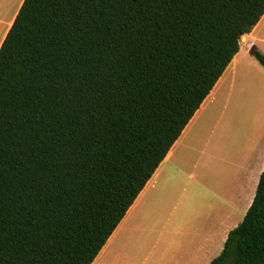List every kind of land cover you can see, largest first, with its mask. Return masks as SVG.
<instances>
[{
  "label": "trees",
  "instance_id": "trees-1",
  "mask_svg": "<svg viewBox=\"0 0 264 264\" xmlns=\"http://www.w3.org/2000/svg\"><path fill=\"white\" fill-rule=\"evenodd\" d=\"M263 15L264 0H24L0 48V264H92ZM233 261L264 264V171L210 264Z\"/></svg>",
  "mask_w": 264,
  "mask_h": 264
},
{
  "label": "rangeland",
  "instance_id": "rangeland-1",
  "mask_svg": "<svg viewBox=\"0 0 264 264\" xmlns=\"http://www.w3.org/2000/svg\"><path fill=\"white\" fill-rule=\"evenodd\" d=\"M20 2L0 0V17L9 20ZM257 66L240 67L233 87L229 73L218 99L205 103L171 154V163L153 179L129 219L138 229L133 236L143 239L127 246L125 253L138 254L131 264H155L167 248L180 258L193 251L215 232L227 193L240 175L249 176L255 195L264 169L262 133L257 131L264 118L255 114L263 110L264 68Z\"/></svg>",
  "mask_w": 264,
  "mask_h": 264
},
{
  "label": "crops",
  "instance_id": "crops-1",
  "mask_svg": "<svg viewBox=\"0 0 264 264\" xmlns=\"http://www.w3.org/2000/svg\"><path fill=\"white\" fill-rule=\"evenodd\" d=\"M23 2L24 0H21L18 5L17 11L9 20L4 21L3 18L0 17V32H2L0 34V48L5 41L11 27L13 26V23L22 7ZM254 46L262 54H264V15L260 22L254 27L252 32L250 34H247L244 40L240 41V51L229 64L226 71L219 79L210 95L205 99L200 109L196 112L190 123L186 126L180 138L173 145L164 161L160 164L159 168L156 170L152 178L142 190L134 204L130 207L126 216L116 228V230L109 238L106 245L103 247L92 264H131V261L135 257H137V253H125L128 245H130L131 243H134L135 245H137L136 243L141 244L143 240L140 237L133 236L138 231V229H134L133 226L131 227L132 222L129 221V219L133 218V215L138 209V205L141 199L145 197L146 193L149 191V188L153 186V179H155L159 175L161 170H164L166 168V165H169L171 163V154L180 143L181 137H183V135L190 129V126L194 123V121H196V119L200 116V114L202 113L201 111L205 108V103L211 98L215 99V101L218 99L217 96L222 91L221 87L223 89L224 84L228 81V78L226 77H228L229 73H231L232 75L231 86L233 87L240 67L247 69L248 67L257 68V65H260L259 62L250 53V49ZM255 114L258 119L262 117L264 118V101L263 110L257 111L255 112ZM257 131H260L262 133L260 137L258 136V138L260 141L259 143L264 146V121L261 126L257 127ZM249 186L251 188L250 192ZM253 189L254 188H252L251 184L249 185V176L245 173L243 175H240L239 179L236 181L235 186L227 193L228 199L225 202L226 209L224 210L223 217L221 218L219 223L216 224L215 232H212L211 235L209 237H206L201 243L199 242L197 244V247L193 251L188 253L186 256L184 255L182 258H180V254H174L170 251L169 248H167L165 252L158 256L155 264H210L211 261L222 252L230 231L237 227L243 221L255 197ZM241 219L242 221L238 223V221ZM231 221L232 224L229 226V223ZM129 229H131L132 231L130 232Z\"/></svg>",
  "mask_w": 264,
  "mask_h": 264
},
{
  "label": "water",
  "instance_id": "water-1",
  "mask_svg": "<svg viewBox=\"0 0 264 264\" xmlns=\"http://www.w3.org/2000/svg\"><path fill=\"white\" fill-rule=\"evenodd\" d=\"M246 35L247 34L243 35L242 38H241V40H244L246 38Z\"/></svg>",
  "mask_w": 264,
  "mask_h": 264
},
{
  "label": "snow or ice",
  "instance_id": "snow-or-ice-1",
  "mask_svg": "<svg viewBox=\"0 0 264 264\" xmlns=\"http://www.w3.org/2000/svg\"><path fill=\"white\" fill-rule=\"evenodd\" d=\"M233 264H235V262L233 261Z\"/></svg>",
  "mask_w": 264,
  "mask_h": 264
}]
</instances>
